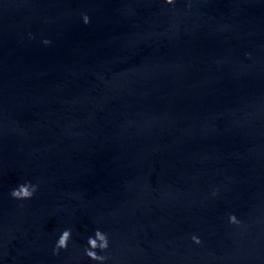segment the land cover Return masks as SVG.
I'll return each mask as SVG.
<instances>
[{"label":"clouds","instance_id":"clouds-1","mask_svg":"<svg viewBox=\"0 0 264 264\" xmlns=\"http://www.w3.org/2000/svg\"><path fill=\"white\" fill-rule=\"evenodd\" d=\"M165 2L168 5H173L175 3V0H165ZM83 22L85 24H88L90 22V19L87 15L83 16ZM44 43L50 44V41L45 40ZM36 185L31 184L30 182H25L23 184L18 185L16 188H14L10 195L12 198L17 200H25V199H31L36 191ZM229 222L231 224H239L240 222L237 220L235 215L229 216ZM72 239V230L71 229H65L60 234L55 247L53 249V254H59V251L61 249H67L69 241ZM192 240L194 243L199 244L201 243L200 239L197 236H193ZM109 247V238L108 234L97 229L94 232L93 236H89L87 239V247L84 248V254L90 258L93 261L99 262V264H104V261L107 259L104 255H99L97 253V249H99L101 252H105Z\"/></svg>","mask_w":264,"mask_h":264}]
</instances>
